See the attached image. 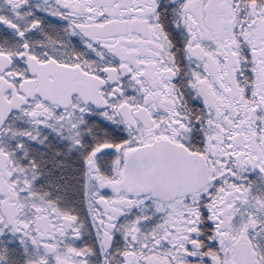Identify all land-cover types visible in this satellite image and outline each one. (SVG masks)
I'll list each match as a JSON object with an SVG mask.
<instances>
[{
	"label": "snow or ice",
	"instance_id": "obj_1",
	"mask_svg": "<svg viewBox=\"0 0 264 264\" xmlns=\"http://www.w3.org/2000/svg\"><path fill=\"white\" fill-rule=\"evenodd\" d=\"M0 264H264V0H0Z\"/></svg>",
	"mask_w": 264,
	"mask_h": 264
}]
</instances>
